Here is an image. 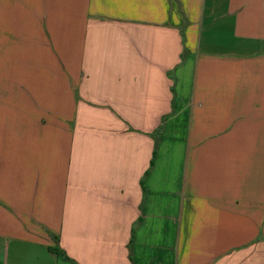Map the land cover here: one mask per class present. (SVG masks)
Listing matches in <instances>:
<instances>
[{
  "label": "crops",
  "instance_id": "obj_1",
  "mask_svg": "<svg viewBox=\"0 0 264 264\" xmlns=\"http://www.w3.org/2000/svg\"><path fill=\"white\" fill-rule=\"evenodd\" d=\"M0 264H264V0H0Z\"/></svg>",
  "mask_w": 264,
  "mask_h": 264
},
{
  "label": "trees",
  "instance_id": "obj_2",
  "mask_svg": "<svg viewBox=\"0 0 264 264\" xmlns=\"http://www.w3.org/2000/svg\"><path fill=\"white\" fill-rule=\"evenodd\" d=\"M54 249L57 250V252H60L61 250L59 247H55Z\"/></svg>",
  "mask_w": 264,
  "mask_h": 264
}]
</instances>
